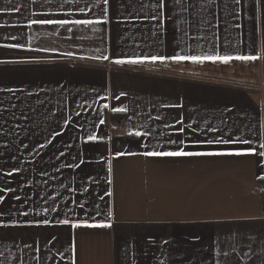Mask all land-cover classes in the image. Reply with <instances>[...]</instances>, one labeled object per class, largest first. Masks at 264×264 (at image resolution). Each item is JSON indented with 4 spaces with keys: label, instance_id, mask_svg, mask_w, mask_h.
<instances>
[{
    "label": "crops",
    "instance_id": "obj_1",
    "mask_svg": "<svg viewBox=\"0 0 264 264\" xmlns=\"http://www.w3.org/2000/svg\"><path fill=\"white\" fill-rule=\"evenodd\" d=\"M160 3L0 0V264H264V0Z\"/></svg>",
    "mask_w": 264,
    "mask_h": 264
},
{
    "label": "snow or ice",
    "instance_id": "obj_2",
    "mask_svg": "<svg viewBox=\"0 0 264 264\" xmlns=\"http://www.w3.org/2000/svg\"><path fill=\"white\" fill-rule=\"evenodd\" d=\"M238 2V0H237ZM105 3H107V0H105ZM160 8H163L164 5L162 3L159 4ZM18 11V10H17ZM159 18V17H154V19ZM32 24H59L61 26L67 25V24H76V25H89L93 23L91 20L87 19H77V20H72L69 21L67 19L63 20H33L31 22ZM97 23H101L100 21H97ZM103 23H107V21H103ZM31 26V25H29ZM104 60H107L108 57L104 56ZM157 59H160L161 61L163 58H158V57H152L153 62L156 61ZM174 60L176 61H182V60H192L193 62H202L203 60H211L213 62L216 61H221L223 63H228L231 60H240V61H255L258 59V57L254 55L250 56H207V57H198V56H192V57H187V56H176L173 57ZM116 64H123L125 61L122 60H115L114 61ZM129 63H138L142 61H128ZM105 108L108 107V105H104ZM116 111H122V109H116ZM103 123V121H101ZM136 136H141L142 134L140 132L135 133ZM91 139H95V137H92ZM220 143H227V141H219ZM211 143V141H210ZM244 143H249L248 141H244ZM260 148H264V144H260ZM247 155V154H257L254 151L251 153H202V152H185V151H173V152H157V151H149L143 153V155L148 156V157H180V156H201V155ZM258 155L264 157V152H259ZM110 195V193H109ZM61 223L63 224H68V220H64ZM111 227V224H102V225H93V224H84V225H77L73 224L72 227Z\"/></svg>",
    "mask_w": 264,
    "mask_h": 264
},
{
    "label": "built area",
    "instance_id": "obj_3",
    "mask_svg": "<svg viewBox=\"0 0 264 264\" xmlns=\"http://www.w3.org/2000/svg\"><path fill=\"white\" fill-rule=\"evenodd\" d=\"M259 90L261 91V93L264 94V85L259 87ZM122 122H123L122 119H118L115 123L112 124V127H120Z\"/></svg>",
    "mask_w": 264,
    "mask_h": 264
},
{
    "label": "trees",
    "instance_id": "obj_4",
    "mask_svg": "<svg viewBox=\"0 0 264 264\" xmlns=\"http://www.w3.org/2000/svg\"><path fill=\"white\" fill-rule=\"evenodd\" d=\"M118 118H119V116L117 117V115H116L115 113H113L111 120H112L113 122H115V121L118 120Z\"/></svg>",
    "mask_w": 264,
    "mask_h": 264
},
{
    "label": "rangeland",
    "instance_id": "obj_5",
    "mask_svg": "<svg viewBox=\"0 0 264 264\" xmlns=\"http://www.w3.org/2000/svg\"><path fill=\"white\" fill-rule=\"evenodd\" d=\"M259 88V87H258Z\"/></svg>",
    "mask_w": 264,
    "mask_h": 264
}]
</instances>
